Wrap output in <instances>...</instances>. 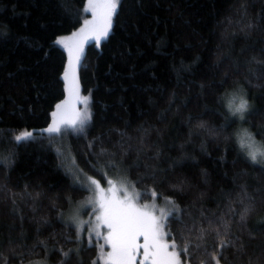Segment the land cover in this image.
Wrapping results in <instances>:
<instances>
[{
    "label": "trees",
    "instance_id": "obj_1",
    "mask_svg": "<svg viewBox=\"0 0 264 264\" xmlns=\"http://www.w3.org/2000/svg\"><path fill=\"white\" fill-rule=\"evenodd\" d=\"M85 3L66 0L62 7V0H0V155L12 158L11 168L0 166V182L6 186L0 191V264L5 259L8 264H78V258L92 264L100 258L101 241L93 239L90 247L88 236L80 233L77 243L75 226L65 224L68 213L91 193L77 190L74 165L107 185L88 161L104 168L108 179L120 182L126 175L129 183L136 182V192L155 188L171 197L185 210L189 228L192 217L202 220L201 210L209 217L223 216L240 197L241 186L246 187L256 200L255 211L246 225L233 222L232 230L255 259L264 251V225L258 223L264 219V164L245 159L239 136L248 130L264 151V65L252 60L264 61V0H120L109 35L99 44L88 43L79 64V91L89 99L76 109L93 116L87 136L71 129L62 135L46 133L42 130L52 124L56 106L69 95L63 77L68 55L58 38L82 24ZM249 23L255 27L249 29ZM217 61H222L218 67ZM233 96L236 103L241 97L247 100L256 114H246V122L230 118ZM190 117L200 119L189 123ZM200 123L226 127L213 141L196 134ZM141 126L146 136L138 131ZM24 131L33 132V138L16 142L14 136ZM120 132L131 137L133 151L124 158L127 172L117 174L107 170V158H99V152L101 147L116 152ZM97 136L102 144L90 149ZM138 137H144L148 155L160 151L164 158L138 157ZM138 158L160 169H168L173 160L180 163L160 187V177L140 181L146 169L133 167ZM180 178L188 186L173 192L170 185ZM168 223L181 244L177 232L187 235L184 225ZM10 239L16 242L9 244ZM81 246L85 251L79 257L70 253L65 259L60 251ZM213 252L210 244L209 255L201 252L197 259L214 264ZM246 260L230 247L223 250L220 264Z\"/></svg>",
    "mask_w": 264,
    "mask_h": 264
},
{
    "label": "snow or ice",
    "instance_id": "obj_2",
    "mask_svg": "<svg viewBox=\"0 0 264 264\" xmlns=\"http://www.w3.org/2000/svg\"><path fill=\"white\" fill-rule=\"evenodd\" d=\"M65 4L66 0H62V7ZM118 4L119 0H88V6L84 11L91 12L93 19L85 20L84 27L80 29L79 33L74 34L78 36L82 35L83 41H75L73 47L69 48L70 61L68 69L64 73V79L68 82L70 94L73 92L79 93V87L75 78L70 77V73L73 70V60L71 59L73 57V49L75 53L74 63L79 65L83 53V42H86L88 39H94L99 44L102 39L109 35ZM247 27L253 29L255 25L249 23ZM60 43L64 44L65 41L61 40ZM65 46L67 47V45ZM252 60L259 65H264V61H259L256 57H253ZM220 63L222 61H217L216 66L218 67ZM226 79H228L227 72L225 73ZM88 99V97H84L82 101L78 100L77 102L87 104ZM237 99L236 96H233L228 103L230 118L239 117L242 122H246V114L256 113L254 110H249L250 106L247 100L241 97L239 98V103H236ZM171 103L172 99L170 98L169 105ZM56 108L57 111L52 113V124L43 129V132L62 135L65 130L71 129L73 133L79 134L81 137L87 136V129L93 120L92 113L89 110L85 109L82 112L76 110L74 115L68 116L63 111L65 108L64 104L57 105ZM191 119L200 118L190 117L189 123ZM197 127V135L204 133L210 139L216 141L225 131L226 125L217 128L200 123ZM138 131L145 133V136L147 135V130L143 126ZM33 135L34 133L31 131H24L15 135L14 140L16 142L29 141L33 138ZM120 137L121 140L118 142L116 152L109 153L104 147H101L99 152V158H107L105 161L107 170H116L117 174L127 172L128 169L125 167L124 158L130 151H133L131 145L128 143L131 137L126 132H120ZM138 139L140 145L135 149L138 157L147 156L149 160L156 161L164 158L163 153L160 151H155L151 155H148L145 151L144 137H138ZM97 142L102 144L101 136L94 137L93 141L89 142L88 147L90 149L93 148ZM239 146L241 152L245 153V159L251 164H264V151H261L256 146L252 134L246 129L243 135L239 136ZM201 150L205 151L203 144L201 145ZM205 154H207L206 151ZM89 155H92V153H89ZM88 163L108 187H102L100 180L87 176L83 173V170L74 165V184L78 185L77 190L90 191L92 195L74 209L65 224L71 223L75 226L77 243L81 241L80 233L85 230V224L90 225V235L87 240L90 247L93 246V236L103 239L104 243L100 245L101 256L96 261H93L92 264H207L206 261L198 260L197 256L201 252L204 255H209L208 248L210 244L215 248V252L210 257L214 264H220L223 250L230 247L237 253L247 257L246 264H264V251L253 259V256L249 255L246 251L248 245L242 240L241 236L236 235L232 230L233 222H238L242 226L246 225L248 218L255 211L256 200L248 194L246 187L241 186L240 197L235 201L234 205H229L225 209L223 216L218 217L213 214L212 217H209L204 215V211L201 210L202 220L198 221L196 217H192L193 226L189 228L182 215L185 210L181 209L171 197H165L163 192H157L155 188L136 192V182L129 183L126 175L121 177L119 186H117L116 181L107 178L104 168L91 164V161H88ZM179 163V160H173L169 164L168 169H160L158 167L153 168L151 165H145L138 158L134 162L133 167H145L146 177H141L140 181L144 178L157 181V177H160L157 183L158 186L162 187L169 180L166 173L172 169L173 165H178ZM0 166L11 168V154L8 157L0 155ZM202 176L206 177L207 173L202 172ZM81 177H83L84 183H81ZM203 182L205 184L208 183L207 179H204ZM187 186L188 182L184 178L177 179L175 183L170 185L173 192H182ZM5 188L6 186L0 182V191L5 190ZM129 188L132 189L131 192ZM28 195L30 196L31 194ZM144 196H150L152 203L141 204L139 201ZM68 199L69 203H71L70 198ZM157 199L162 200L167 207H159L155 202ZM89 206L92 208V215L95 218L94 222L91 219L83 221L79 218L80 210ZM11 211L13 214H16L18 211L14 201ZM233 217L238 219L233 221ZM59 218L63 220V214ZM170 220L183 224L184 230L187 233V235H184L180 231L177 232L181 240V244L179 245L176 242V237L172 234L171 225L168 223ZM44 222L47 223V221ZM258 223L264 225V219H261ZM248 232L249 238H254L252 230H248ZM169 238H171V242H169ZM15 242V240L11 239L8 241L9 244H14ZM2 246L3 241H0V258H3ZM105 246L110 248V251L105 253L103 251ZM60 251L62 256L68 259L70 253L76 254L79 257V253L85 251V249L81 246L77 249H70L68 252H64L62 249ZM182 256L183 260L181 259ZM4 264H8L7 259L4 260ZM34 264H42V262H34ZM78 264H84L83 260L78 258Z\"/></svg>",
    "mask_w": 264,
    "mask_h": 264
},
{
    "label": "rangeland",
    "instance_id": "obj_3",
    "mask_svg": "<svg viewBox=\"0 0 264 264\" xmlns=\"http://www.w3.org/2000/svg\"><path fill=\"white\" fill-rule=\"evenodd\" d=\"M120 1V0H119ZM88 6V0H86V3H85V6H84V9L86 8ZM114 16H115V14H114ZM114 16H113V20H112V25H113V22H114ZM93 19V16H92V14H91V12H85L84 11V18H83V22H82V24L79 26V27H77L76 29H74L71 33H69V34H65V35H62V36H60L59 38H58V43L66 50V52H67V55H68V60H67V64H66V68H65V71L68 69V66H69V61H70V57H69V48H72L73 47V44H74V42L75 41H83V36L82 35H80V36H78V35H74V34H77V33H79L80 32V29L81 28H83L84 27V21L85 20H92ZM112 29V28H111ZM111 31V30H110ZM110 33V32H109ZM105 39V38H104ZM61 40H63V41H65V43L64 44H61L60 43V41ZM103 40V39H102ZM101 40V41H102ZM90 42H96L94 39H88L86 42H83V44H82V47H83V53H84V51H85V48H86V45L88 44V43H90ZM65 45H67V47L65 46ZM83 53H82V55H83ZM74 55H75V53H74V49H73V57L71 58L72 60H73V70H72V72L70 73V77H74L75 78V80H76V82H77V84H78V87H79V89H80V83H79V75H78V70H79V65H76L75 63H74ZM82 57V56H81ZM81 61V60H80ZM80 64V63H79ZM65 71H64V73H65ZM63 77H64V74H63ZM67 82V81H66ZM67 88H68V82H67ZM78 100H83V98H82V96H81V94H80V91H79V93L77 94L76 92H73L72 94H70L69 93V95H68V99H67V103L66 104H64L65 105V108L63 109V111L68 115V116H72V115H74L75 114V111L77 110L76 108L78 107V105H80L81 103H78L77 101ZM256 146H257V144H256ZM258 147V146H257ZM91 177V176H90ZM96 179V178H95ZM117 182V181H116ZM119 183L120 182H117V186H119ZM101 186L102 187H105V188H107L108 187V185H104V184H102L101 183ZM129 191L131 192L132 191V189L131 188H129ZM92 195V193H90L86 198H84L79 204H81L82 202H84L88 197H90ZM141 204H151L152 203V201H139ZM156 202V204L159 206V207H161V208H165V207H167V205H165L164 203L162 204V203H159V202H157V201H155ZM77 207V206H76ZM75 209V208H74ZM74 209L72 210V212L71 213H68V218L72 215V213H73V211H74ZM79 218L81 219V220H83V221H89L90 219L94 222V220H95V218H94V216L92 215V208H91V206H89V207H87V208H84V209H81L80 210V215H79ZM84 228H85V230L82 232V234H84V235H87L88 237H89V235H90V225H88V224H85V226H84ZM93 239H97V240H99V241H101L102 242V244L104 243V241H103V239H101V238H99V237H95V236H93L92 237V240ZM141 242H142V240H141ZM169 242H171L170 240H169ZM107 251H110V248H108L107 246H105V248H104V252L106 253Z\"/></svg>",
    "mask_w": 264,
    "mask_h": 264
}]
</instances>
